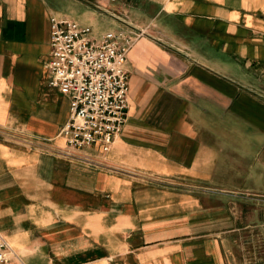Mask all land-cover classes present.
<instances>
[{
	"label": "crops",
	"instance_id": "1",
	"mask_svg": "<svg viewBox=\"0 0 264 264\" xmlns=\"http://www.w3.org/2000/svg\"><path fill=\"white\" fill-rule=\"evenodd\" d=\"M52 17L143 31L107 151L60 133ZM0 230L24 264H264V0H0Z\"/></svg>",
	"mask_w": 264,
	"mask_h": 264
},
{
	"label": "built area",
	"instance_id": "2",
	"mask_svg": "<svg viewBox=\"0 0 264 264\" xmlns=\"http://www.w3.org/2000/svg\"><path fill=\"white\" fill-rule=\"evenodd\" d=\"M125 30L95 35L89 26L50 19L49 84L69 98L60 133L70 148L96 142L107 151L128 116L127 54L137 36ZM0 264H24L0 230Z\"/></svg>",
	"mask_w": 264,
	"mask_h": 264
},
{
	"label": "rangeland",
	"instance_id": "3",
	"mask_svg": "<svg viewBox=\"0 0 264 264\" xmlns=\"http://www.w3.org/2000/svg\"><path fill=\"white\" fill-rule=\"evenodd\" d=\"M94 26H95V27H98L99 29H103V28H105V24H99L98 22H97L96 24H94ZM94 26L91 25V26H89V27L93 30V33H94L95 35H100V34H97L96 29H95Z\"/></svg>",
	"mask_w": 264,
	"mask_h": 264
}]
</instances>
